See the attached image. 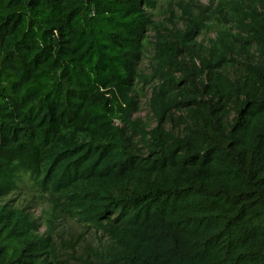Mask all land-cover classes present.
Listing matches in <instances>:
<instances>
[{
	"label": "trees",
	"instance_id": "1",
	"mask_svg": "<svg viewBox=\"0 0 264 264\" xmlns=\"http://www.w3.org/2000/svg\"><path fill=\"white\" fill-rule=\"evenodd\" d=\"M160 1L0 0V264H264V0Z\"/></svg>",
	"mask_w": 264,
	"mask_h": 264
},
{
	"label": "rangeland",
	"instance_id": "2",
	"mask_svg": "<svg viewBox=\"0 0 264 264\" xmlns=\"http://www.w3.org/2000/svg\"><path fill=\"white\" fill-rule=\"evenodd\" d=\"M219 0H161L156 10H153V19L157 23H163L170 29H184L183 10L182 6H190L194 8L195 3L203 5L204 7L213 6L218 4ZM198 12V11H197ZM217 29L211 27L207 29L202 35L198 37V41H205L207 43L209 38H215ZM151 36V35H150ZM152 50L148 47L144 55V60L141 64V68L144 72H151V60ZM152 90L149 85H141L138 94L139 108L134 113L135 118H139L143 122L153 124L150 108L148 106V100L151 96ZM12 201V204L17 207H27L28 210L33 213L37 218L45 217L47 211L50 209V204L46 199V196H42V193L36 188L29 180L28 176H24L23 182L20 183L18 189L11 195L7 196L4 201ZM46 226L44 225L43 230ZM58 231L63 233L67 240L71 238L78 240L77 249L81 251V246L88 245L95 246L97 243L96 235L90 230L81 228L77 223L70 222L68 220L61 221Z\"/></svg>",
	"mask_w": 264,
	"mask_h": 264
}]
</instances>
